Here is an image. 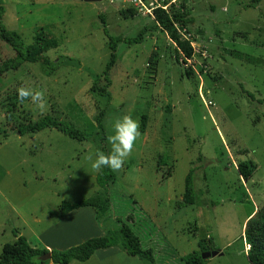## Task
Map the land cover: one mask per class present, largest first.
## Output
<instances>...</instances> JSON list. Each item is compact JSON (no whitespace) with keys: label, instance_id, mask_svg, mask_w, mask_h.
I'll list each match as a JSON object with an SVG mask.
<instances>
[{"label":"rangeland","instance_id":"obj_1","mask_svg":"<svg viewBox=\"0 0 264 264\" xmlns=\"http://www.w3.org/2000/svg\"><path fill=\"white\" fill-rule=\"evenodd\" d=\"M0 6L2 25L24 44L40 29L55 38L58 47L47 56L60 62L50 77L34 64L0 77V252L14 232L40 247L39 235L57 222L50 215L63 201L104 193L88 157L107 153L115 120L131 114L141 135L122 168L111 170V207L97 221L101 229L125 223L153 251L155 264H184L199 243L221 252L205 264H250L242 236L264 204V0H0ZM158 7L180 8L191 19L181 34L192 59L177 62L175 45L155 27ZM130 8L135 15L124 18L120 11ZM139 35L117 45L110 97L99 96L92 76H100L97 87L106 84L108 36ZM13 56L0 39V62ZM21 86L44 91L46 110L21 102ZM101 110L103 130L95 122ZM45 115L73 124L87 140L55 129L17 132L20 123ZM240 163L251 171L248 181ZM190 171L196 202L181 206Z\"/></svg>","mask_w":264,"mask_h":264},{"label":"trees","instance_id":"obj_2","mask_svg":"<svg viewBox=\"0 0 264 264\" xmlns=\"http://www.w3.org/2000/svg\"><path fill=\"white\" fill-rule=\"evenodd\" d=\"M145 1V0H141ZM258 3L259 0H252ZM4 13L3 7L0 6V39L7 44L14 52V56L0 62V77L4 74L17 71L24 64L38 65L42 74L46 77L52 76L60 62L50 60L47 53L58 47V41L45 34L40 29L39 33L34 37L33 43L24 44L21 37L12 31H8L1 23ZM124 18H131L135 15L133 8L120 11ZM152 16L155 21V27L165 32L169 40L175 45V58L177 62L180 56L185 60L192 59L194 49L191 42L187 40L181 31L187 32L191 19L187 14L178 8H162L158 7L152 10ZM141 35L134 39H121L120 37L108 36L110 56L109 61L101 74L105 81V85L97 87L100 76H92L94 78L92 89L101 97H110L107 88L110 86V71L112 70L116 60V47L119 43L124 42L131 44L138 42ZM104 111L101 110L97 115L95 122L99 129L103 130L102 120ZM146 117H142L141 130L144 131ZM45 129H55L64 134L70 140L83 142L87 140V136L80 132L75 126L69 122L61 121L52 116L45 115L42 118L31 122L20 123L17 126V132L22 135H33ZM4 133L7 134L6 131ZM5 134V135H6ZM238 171L244 181H248L251 177V171L245 163L238 165ZM97 184L104 190V193L98 192L96 195L74 202L63 201L56 214L51 213L50 216L62 217L66 213L84 207H90L95 211V218L99 223H103L105 217L108 216L111 207V200L108 196L107 186L115 181V175L111 169L103 168L98 172L96 177ZM196 202L194 192V181L192 171L188 172L184 183V192L182 194L181 206H192ZM127 220H133L128 217ZM120 223V220H117ZM15 240L12 244H6L0 252V264H43L47 260L44 259L46 254H50V261L54 264H69L71 261L85 262L96 250L106 249L110 247H119L127 255L137 257L146 264H155L153 251L151 249H143L139 238L134 234L132 229L125 223H120L116 229H109L104 236L89 238L83 243L70 247L66 250H47L44 247L32 246L23 236L14 232ZM242 238L249 246L246 257L250 264H264V204L259 208L258 212L251 217L245 224ZM200 250L186 255L181 259L184 264H205V259L201 258V253L208 251L199 243Z\"/></svg>","mask_w":264,"mask_h":264},{"label":"crops","instance_id":"obj_3","mask_svg":"<svg viewBox=\"0 0 264 264\" xmlns=\"http://www.w3.org/2000/svg\"><path fill=\"white\" fill-rule=\"evenodd\" d=\"M55 217V216H53ZM57 222L43 230L39 235L42 247L51 250H66L79 245L89 238L101 237L105 232L95 218L92 208L84 207L72 210L62 217H56ZM79 219V220H78ZM54 221V219H53ZM209 251V250H208ZM246 253V252H245ZM43 264H54L47 260ZM69 264H146L137 257L127 255L119 247L99 249L85 262L71 261Z\"/></svg>","mask_w":264,"mask_h":264},{"label":"clouds","instance_id":"obj_4","mask_svg":"<svg viewBox=\"0 0 264 264\" xmlns=\"http://www.w3.org/2000/svg\"><path fill=\"white\" fill-rule=\"evenodd\" d=\"M17 98L21 102L30 100L41 112L47 108L45 93L42 90L21 86L17 89ZM140 135V123L133 119L131 114L117 118L113 124V134L107 137L110 150L107 153L98 151L94 160L92 156L88 157L92 162V169L96 172H100L103 168L119 171L125 160L131 155Z\"/></svg>","mask_w":264,"mask_h":264},{"label":"water","instance_id":"obj_5","mask_svg":"<svg viewBox=\"0 0 264 264\" xmlns=\"http://www.w3.org/2000/svg\"><path fill=\"white\" fill-rule=\"evenodd\" d=\"M77 1H81V2H85V3H97V2H101V1H103V0H77ZM19 133V132H18ZM20 134V133H19ZM221 254V252L220 251H218V250H215V251H206V252H203V253H201V258L202 259H207V258H209V257H215V256H217V255H220ZM50 254L48 253V254H46L45 256H44V259L45 260H50Z\"/></svg>","mask_w":264,"mask_h":264},{"label":"built area","instance_id":"obj_6","mask_svg":"<svg viewBox=\"0 0 264 264\" xmlns=\"http://www.w3.org/2000/svg\"><path fill=\"white\" fill-rule=\"evenodd\" d=\"M139 2H140V4H141V0H138Z\"/></svg>","mask_w":264,"mask_h":264}]
</instances>
